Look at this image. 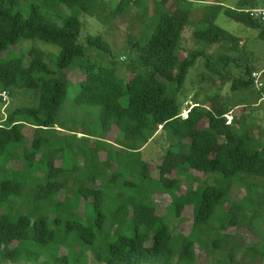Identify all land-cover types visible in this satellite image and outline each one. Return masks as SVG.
<instances>
[{
  "label": "trees",
  "instance_id": "1",
  "mask_svg": "<svg viewBox=\"0 0 264 264\" xmlns=\"http://www.w3.org/2000/svg\"><path fill=\"white\" fill-rule=\"evenodd\" d=\"M250 1L232 9L208 0H121L108 13L102 0H42L46 14L31 4L24 15L28 1L0 0V53L22 36L61 48L0 62L2 102L11 88L37 90L38 97L0 122V264L25 254L44 264H89L87 254L97 264H237L244 249L243 259L256 262V244L242 232L245 205L230 191L246 176L264 183L262 137L228 97L194 103L185 115L178 100L199 59L232 92L254 86L249 66L245 77L228 71L242 68L237 58L221 55L222 73L207 57L215 45L245 49L217 24L221 14L264 40V26L245 12ZM196 2L205 4L203 27L194 29L196 48L181 55L183 34L199 23L191 18ZM133 4L142 36L129 40L135 59L122 77L96 56L112 57L103 36L79 41V17L112 21ZM60 8L69 13L58 15ZM159 134L168 146L155 176L142 151ZM165 195L169 205L159 210L155 198ZM249 209L253 217L264 214V197Z\"/></svg>",
  "mask_w": 264,
  "mask_h": 264
},
{
  "label": "rangeland",
  "instance_id": "2",
  "mask_svg": "<svg viewBox=\"0 0 264 264\" xmlns=\"http://www.w3.org/2000/svg\"><path fill=\"white\" fill-rule=\"evenodd\" d=\"M28 5L24 8L23 13L27 15L30 10L31 4H40V9L43 13L48 12L49 7L42 4V0H26ZM107 5V11L110 13L115 10L121 0H102ZM209 2L215 3L216 1L222 2L227 7L232 9L240 8L239 2L243 0H208ZM250 9L264 8V0H251ZM249 8V7H247ZM205 4L196 2L194 3L193 12L191 18L194 22H199L192 25L183 34L182 40V51L181 55H186L189 51L196 48L193 38V32L196 28H202L203 25L200 20L203 17ZM51 11V10H50ZM52 13V12H51ZM58 15H66L69 11L66 8H60L56 10ZM80 20L83 24L80 42L85 43L87 37L90 35H101L110 44L112 49V57L98 52L96 56H100L104 60V63L110 66L119 67L118 75L125 77L127 69L130 67L135 59V55L131 52L129 40L137 42L142 36V22L140 16H138V10L133 4L129 9L117 19L112 21H101L97 18L82 14ZM105 20V19H104ZM159 19H154L157 23ZM217 24L225 29L226 31L238 36L242 42H244L245 49L241 52L230 51L221 45L212 46L208 52L211 65L214 70L219 72L224 71L223 65L218 63V58L223 54H229L238 59L239 64L242 68L238 69L234 66L229 67L228 71L235 77H245V68L249 66L253 72L263 73L264 78V40L257 38L258 31L253 28L246 27L229 19L224 14H221L217 20ZM38 49L45 53L59 54L61 48L57 45H52L38 39H28L22 36L19 41L8 48V50L0 53V62L7 61L11 58H20L28 60L29 52L31 49ZM95 56V52L92 53ZM206 60L199 59L196 65L190 70L189 76L185 86L179 92L178 100L182 106V111L185 112L194 103H201L207 98L222 95L228 97L231 102L240 106L243 109L235 111L236 115H240V110H243V114L247 115V125L252 128L255 134H259L262 137V143L264 146V89L262 94H259V90L253 86L250 89L242 90L238 92H232L229 84L221 83L218 80L219 77L211 74L205 67ZM2 86L0 85V94L2 93ZM11 95L9 96L8 103H4L0 98V122L3 121L7 115L20 109L28 108L38 104L37 90H19L15 88L10 89ZM230 120V119H229ZM259 128L256 130V127ZM155 137V139L148 144V146L142 151L143 158L149 162L152 168V172L155 176L158 175V165L161 161L162 156L165 154L167 149V143L163 136ZM215 183V180L212 181ZM230 180L224 181L223 185L230 183ZM263 181L256 179L252 176L243 177L235 181L231 191L230 199L235 201H241L245 205V212L243 214L242 232L246 233V237L243 233L241 237H245L246 243L251 244L250 241H254L256 249L258 250L256 255V262L251 264H264V214H260L253 217L249 207L257 206L263 199ZM222 185V186H223ZM185 188L182 187V191ZM155 201L160 205L159 210L165 209L166 205H169L170 199L165 196L156 197ZM187 216L190 213L186 214ZM246 227L252 228V234L247 230ZM191 223L187 222L181 229L182 233L187 235L190 233ZM233 233L236 232L234 229L231 230ZM199 251V244L196 247ZM245 249L236 257L237 264H250V259H243V252ZM202 254L201 252H198ZM45 259L37 257L34 254H25L21 256L15 263L4 261V264H44ZM80 261V260H78ZM85 262L89 264H97L93 261V257L90 254L85 256Z\"/></svg>",
  "mask_w": 264,
  "mask_h": 264
},
{
  "label": "built area",
  "instance_id": "3",
  "mask_svg": "<svg viewBox=\"0 0 264 264\" xmlns=\"http://www.w3.org/2000/svg\"><path fill=\"white\" fill-rule=\"evenodd\" d=\"M246 13H249L251 16L259 19L261 24L264 26V8H258V9H248L245 10ZM254 82V86L257 89H261L264 86V78L263 73L254 72L251 76ZM3 100L8 101V95L7 93L2 94Z\"/></svg>",
  "mask_w": 264,
  "mask_h": 264
}]
</instances>
